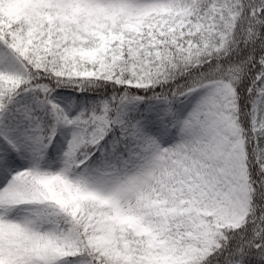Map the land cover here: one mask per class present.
<instances>
[{"label": "snow or ice", "instance_id": "snow-or-ice-1", "mask_svg": "<svg viewBox=\"0 0 264 264\" xmlns=\"http://www.w3.org/2000/svg\"><path fill=\"white\" fill-rule=\"evenodd\" d=\"M0 264H264V0H0Z\"/></svg>", "mask_w": 264, "mask_h": 264}]
</instances>
